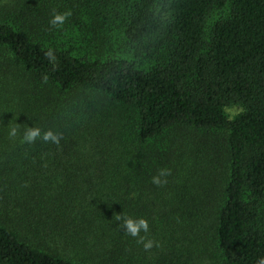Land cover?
Here are the masks:
<instances>
[{"label":"trees","instance_id":"obj_1","mask_svg":"<svg viewBox=\"0 0 264 264\" xmlns=\"http://www.w3.org/2000/svg\"><path fill=\"white\" fill-rule=\"evenodd\" d=\"M262 256L264 0H0V264Z\"/></svg>","mask_w":264,"mask_h":264},{"label":"clouds","instance_id":"obj_2","mask_svg":"<svg viewBox=\"0 0 264 264\" xmlns=\"http://www.w3.org/2000/svg\"><path fill=\"white\" fill-rule=\"evenodd\" d=\"M68 15H70V13L68 12L62 14H54L52 19L50 20V23L55 26L63 24L65 18ZM46 55L50 60L54 59L51 50H49V52H47ZM8 135L9 137L15 138L17 135V128L16 127L10 128ZM38 137L44 140L45 142L51 141L54 144H59V141L61 139V137L58 134H54L51 130L45 131L43 134H41V130L37 127L26 128L23 132L22 139L24 142L31 144L35 142ZM167 175H169L168 170L161 169L157 176L152 177L151 182L155 185H161L163 183H166V181L161 179V177H166ZM117 219H120V217L117 216ZM122 227L124 228L126 233L132 237H137L141 231L147 233L149 230L148 222L143 218H137L134 220L130 217H125L123 218L122 221ZM138 242L143 243V247L145 250L153 247V241L150 239L144 240L143 237H140V240ZM256 264H264V256L259 257L256 261Z\"/></svg>","mask_w":264,"mask_h":264},{"label":"rangeland","instance_id":"obj_3","mask_svg":"<svg viewBox=\"0 0 264 264\" xmlns=\"http://www.w3.org/2000/svg\"><path fill=\"white\" fill-rule=\"evenodd\" d=\"M118 49H121V48H119V47H117V45L115 46H113V52H112V54H115L116 52H117V50ZM128 57H131V58H133V55L131 54V55H128ZM134 59V58H133ZM236 109H234V108H228V109H226V113H227V115L229 116V117H232L235 113H236ZM179 131H181L185 136H187V137H192V136H190V135H188L187 134V132L185 131V130H179ZM200 250H202L203 251V248H199V251Z\"/></svg>","mask_w":264,"mask_h":264}]
</instances>
